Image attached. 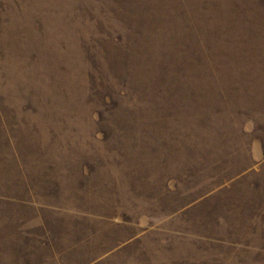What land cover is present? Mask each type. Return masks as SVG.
Masks as SVG:
<instances>
[{"label": "rangeland", "instance_id": "rangeland-1", "mask_svg": "<svg viewBox=\"0 0 264 264\" xmlns=\"http://www.w3.org/2000/svg\"><path fill=\"white\" fill-rule=\"evenodd\" d=\"M0 264H264V0H0Z\"/></svg>", "mask_w": 264, "mask_h": 264}]
</instances>
